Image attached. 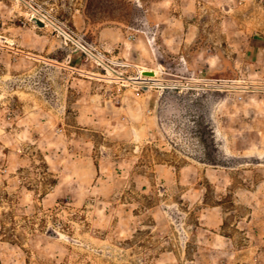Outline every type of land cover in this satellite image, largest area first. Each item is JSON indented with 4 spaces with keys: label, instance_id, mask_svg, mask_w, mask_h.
Instances as JSON below:
<instances>
[{
    "label": "rangeland",
    "instance_id": "obj_1",
    "mask_svg": "<svg viewBox=\"0 0 264 264\" xmlns=\"http://www.w3.org/2000/svg\"><path fill=\"white\" fill-rule=\"evenodd\" d=\"M0 264H264V0H0Z\"/></svg>",
    "mask_w": 264,
    "mask_h": 264
},
{
    "label": "built area",
    "instance_id": "obj_2",
    "mask_svg": "<svg viewBox=\"0 0 264 264\" xmlns=\"http://www.w3.org/2000/svg\"><path fill=\"white\" fill-rule=\"evenodd\" d=\"M34 20L38 25L45 24L46 22L45 18L42 16L35 17ZM68 35L73 38V35H75V33L73 31H70Z\"/></svg>",
    "mask_w": 264,
    "mask_h": 264
},
{
    "label": "water",
    "instance_id": "obj_3",
    "mask_svg": "<svg viewBox=\"0 0 264 264\" xmlns=\"http://www.w3.org/2000/svg\"><path fill=\"white\" fill-rule=\"evenodd\" d=\"M141 74L143 76H148V77H156L157 76V73L153 70H145V71H142Z\"/></svg>",
    "mask_w": 264,
    "mask_h": 264
},
{
    "label": "bare ground",
    "instance_id": "obj_4",
    "mask_svg": "<svg viewBox=\"0 0 264 264\" xmlns=\"http://www.w3.org/2000/svg\"><path fill=\"white\" fill-rule=\"evenodd\" d=\"M140 79V78H139Z\"/></svg>",
    "mask_w": 264,
    "mask_h": 264
}]
</instances>
